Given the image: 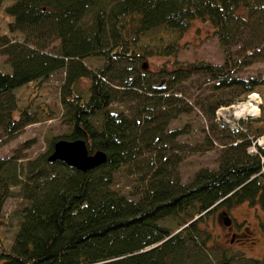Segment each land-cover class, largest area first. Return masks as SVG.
<instances>
[{
    "label": "trees",
    "instance_id": "1",
    "mask_svg": "<svg viewBox=\"0 0 264 264\" xmlns=\"http://www.w3.org/2000/svg\"><path fill=\"white\" fill-rule=\"evenodd\" d=\"M5 9L12 18L9 33L0 32V53L11 70L0 69V145L2 136L38 120L28 105L19 106L15 90L34 82L37 89L61 68L67 128L33 158L18 151L0 156V213L13 187L26 200L13 240L0 236V264L228 262L208 251L207 218L243 201L264 208V144L250 152L252 139L236 136L223 143L217 168L201 167L183 183L176 153L184 149L177 141L183 129L168 123L189 110L175 91L193 74L211 81L213 93L199 102L208 118L264 83V74H237L231 48L251 51L249 60L264 56V0H10ZM194 19L213 26L221 64L176 58ZM154 56L165 60L150 67ZM114 101L131 102V109ZM59 138H82L89 152L103 150L106 161L87 171L50 163ZM147 151L152 157H144ZM123 166L144 184L132 193L137 198L114 186ZM237 259L264 264V254Z\"/></svg>",
    "mask_w": 264,
    "mask_h": 264
},
{
    "label": "rangeland",
    "instance_id": "2",
    "mask_svg": "<svg viewBox=\"0 0 264 264\" xmlns=\"http://www.w3.org/2000/svg\"><path fill=\"white\" fill-rule=\"evenodd\" d=\"M9 2L10 0H3L0 4V32L9 33L7 22L12 16L5 9ZM180 44L181 48L176 55L180 61L205 60L214 64H221L224 61L225 55L214 28L206 20L194 19L183 33ZM231 48L239 67L238 75L248 77L264 74V56L249 60L248 53L251 51L242 53L238 45ZM262 51L264 52V48ZM5 57L0 53V69L10 71L11 66L5 61ZM163 60L165 58L162 56H154L148 59V63L152 67V63ZM87 63L96 67L102 64V59L88 58ZM64 76L65 69L61 68L53 72L37 89L34 82L15 90L19 106L22 108L28 105L30 113L37 116L38 120L26 124L12 137L2 136L1 139L4 140L0 145V156H9L18 151L22 153L24 160L33 158L46 150L50 138L60 136L65 131L67 124L62 116L63 108L60 102ZM80 83L85 85L86 81L83 79ZM178 87L180 89L175 93L181 98L179 102L183 100L189 106V110L181 111L172 117L168 128L183 129L177 136V141L183 143L184 149L176 152L181 156L178 164L181 182L189 181L201 167L217 168L223 153V143H229L236 136L252 139L248 147L250 152H255L258 144H264V83L257 84L253 90L260 97L259 110L245 119L236 118L235 110L240 106L236 104L241 102L242 105L248 101L250 103L252 100L249 96L253 95L251 93L253 91L241 94L228 105L219 106L217 108L219 114L215 111V116L208 118L202 112L199 102L213 93L211 81L206 76L193 74ZM129 103L131 102L114 101L112 104L128 113L131 109ZM161 109L166 107L163 106ZM152 154L153 152L147 151L144 157H152ZM143 185L140 175L137 172H129L127 166L121 167L115 175L114 186L135 198L139 194L132 193L141 191ZM16 189L17 187L12 188V194L6 198L0 213V236L8 244L13 240L17 229L18 211L26 203L25 199L16 194ZM224 209L223 207L215 209L207 218L206 227L211 231V238L207 241L210 254L219 259L224 256L222 259L228 261L225 264H240L238 256L261 257L264 254V208L260 205L252 206L247 201L234 205L228 210V214L236 220L235 226L231 228H226L223 220L218 219V212ZM232 230L238 231L239 235L233 243L230 242Z\"/></svg>",
    "mask_w": 264,
    "mask_h": 264
},
{
    "label": "water",
    "instance_id": "3",
    "mask_svg": "<svg viewBox=\"0 0 264 264\" xmlns=\"http://www.w3.org/2000/svg\"><path fill=\"white\" fill-rule=\"evenodd\" d=\"M106 158V153L101 149L89 152L86 142L82 138L73 140L59 138L54 142L53 150L47 156V161L50 163L62 161L71 168L87 171L104 163ZM221 218L223 223H231V218L226 211L221 213Z\"/></svg>",
    "mask_w": 264,
    "mask_h": 264
},
{
    "label": "bare ground",
    "instance_id": "4",
    "mask_svg": "<svg viewBox=\"0 0 264 264\" xmlns=\"http://www.w3.org/2000/svg\"><path fill=\"white\" fill-rule=\"evenodd\" d=\"M255 94H253L254 96ZM253 101V102H252ZM241 105L235 110V114H247V115H253L254 113H257V110H259V103H260V97L259 94L254 97V99Z\"/></svg>",
    "mask_w": 264,
    "mask_h": 264
},
{
    "label": "flooded vegetation",
    "instance_id": "5",
    "mask_svg": "<svg viewBox=\"0 0 264 264\" xmlns=\"http://www.w3.org/2000/svg\"><path fill=\"white\" fill-rule=\"evenodd\" d=\"M223 211H224V210H221L220 212H218V219H222V218H221V213H222ZM226 212H227V215H229V214H228V211H226ZM229 216H230V215H229ZM230 218H231V223H230V224H225V223H223L224 226H226V228H227V227H228V228H231V227H234V226H235L234 222H236V220L233 219L234 217H231V216H230ZM240 222H241V221H240ZM237 236H239V235H238V231H236V230H232L231 233H230V242L233 243L234 240L237 239Z\"/></svg>",
    "mask_w": 264,
    "mask_h": 264
},
{
    "label": "built area",
    "instance_id": "6",
    "mask_svg": "<svg viewBox=\"0 0 264 264\" xmlns=\"http://www.w3.org/2000/svg\"><path fill=\"white\" fill-rule=\"evenodd\" d=\"M251 93H253V94H255L254 96L252 95V96H249L250 97V100H253L254 99V97L257 95V93H254V92H251ZM250 93V94H251ZM241 102H239V103H237L236 105H238V104H240ZM236 105H234V106H236ZM219 111V110H218ZM217 111V113L219 114V112ZM241 116V113H239L238 115H237V118H239Z\"/></svg>",
    "mask_w": 264,
    "mask_h": 264
}]
</instances>
